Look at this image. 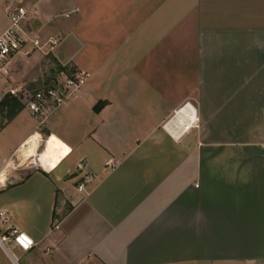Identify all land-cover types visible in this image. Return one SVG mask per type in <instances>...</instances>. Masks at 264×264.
Wrapping results in <instances>:
<instances>
[{
	"label": "crops",
	"instance_id": "obj_1",
	"mask_svg": "<svg viewBox=\"0 0 264 264\" xmlns=\"http://www.w3.org/2000/svg\"><path fill=\"white\" fill-rule=\"evenodd\" d=\"M24 4L28 28L60 42L49 56L18 55L0 78V212L10 218L0 236L17 229L36 244L17 256L0 246V264L264 260V0ZM43 63L54 80L60 70L88 76L40 127L8 92L39 85ZM53 137L69 156L49 172L28 167ZM80 164L95 177L87 196Z\"/></svg>",
	"mask_w": 264,
	"mask_h": 264
},
{
	"label": "built area",
	"instance_id": "obj_2",
	"mask_svg": "<svg viewBox=\"0 0 264 264\" xmlns=\"http://www.w3.org/2000/svg\"><path fill=\"white\" fill-rule=\"evenodd\" d=\"M5 10L8 15V28L0 35V78L6 79L10 76V66L12 60L20 54L40 53L49 56L54 53L60 39L58 37L42 38L36 35L27 23L31 19L32 12L24 4V0H7ZM69 17V15H66ZM59 79L51 83L44 84L37 89L14 88L8 92L9 95L17 99L23 107L30 113L40 127L55 114L62 106L74 99L78 92L84 87L87 81V74L82 70H71L68 75L63 71L58 72ZM62 75H64L62 77ZM182 110L176 113H180ZM188 127H193L187 126ZM190 128L187 130L189 131ZM120 163L115 158H109L104 169L107 172H114ZM78 175H82L81 182L77 187V192L83 196L88 195L87 186L94 182L95 177L88 171L83 164L77 168ZM0 222L3 226L10 223L8 213L0 212ZM55 230H59V225H54ZM9 236H0V246L9 253L7 244L13 246L23 253H28L36 247L34 240L26 233L17 229L11 230ZM23 241V243H21ZM27 245V246H25ZM10 254V253H9ZM14 264H19L17 260ZM264 264V260L258 262Z\"/></svg>",
	"mask_w": 264,
	"mask_h": 264
},
{
	"label": "bare ground",
	"instance_id": "obj_3",
	"mask_svg": "<svg viewBox=\"0 0 264 264\" xmlns=\"http://www.w3.org/2000/svg\"><path fill=\"white\" fill-rule=\"evenodd\" d=\"M187 109H183L173 120V123L176 121L183 122L184 116L186 115ZM176 125V124H175ZM188 129V128H187ZM36 137L32 138L26 145L23 147L20 156L23 157L28 154L33 146H36ZM71 150L70 148L64 144L61 140L56 137H53L48 142V147L43 155V163H42V155H40L39 162L41 169L49 172L53 170L56 166L60 165L63 160H65ZM20 157V158H21Z\"/></svg>",
	"mask_w": 264,
	"mask_h": 264
},
{
	"label": "rangeland",
	"instance_id": "obj_4",
	"mask_svg": "<svg viewBox=\"0 0 264 264\" xmlns=\"http://www.w3.org/2000/svg\"><path fill=\"white\" fill-rule=\"evenodd\" d=\"M56 68H55V66L54 65H50L49 63H47V64H45V63H43V64H41V71H40V73L39 74H41V77H40V79H39V82H38V84L39 85H37V86H33V90L34 89H37V88H39V87H41V86H43L44 84H47V81H49V83H51L52 82V80H54V77H56L55 76V74H56ZM46 81V83H44ZM44 140H46V138L44 139ZM48 141L49 140H47L46 141V143H45V146L47 145L48 146ZM45 146H42L41 147V149H40V154L41 153H43L44 154V148H45ZM43 154H42V157H43ZM72 160V159H71ZM70 163V161H68L67 163H66V165H68ZM39 161H38V157H34L33 159H32V162L30 163V164H28V167H34L35 169H38L39 167ZM76 175H77V173H75ZM56 224V223H55ZM7 247L9 248V250H10V252H11V254L12 255H14V256H17V248H12L11 246H10V244H7ZM0 257H1V255H0ZM20 264H23V262H21L20 261Z\"/></svg>",
	"mask_w": 264,
	"mask_h": 264
},
{
	"label": "trees",
	"instance_id": "obj_5",
	"mask_svg": "<svg viewBox=\"0 0 264 264\" xmlns=\"http://www.w3.org/2000/svg\"><path fill=\"white\" fill-rule=\"evenodd\" d=\"M60 71H62V70H60ZM101 107H102V105L99 103V104L94 108V111H96V112L100 111ZM49 140H50V139H49ZM46 147H47V145L45 146L44 151H45Z\"/></svg>",
	"mask_w": 264,
	"mask_h": 264
},
{
	"label": "snow or ice",
	"instance_id": "obj_6",
	"mask_svg": "<svg viewBox=\"0 0 264 264\" xmlns=\"http://www.w3.org/2000/svg\"><path fill=\"white\" fill-rule=\"evenodd\" d=\"M21 243H23V241H21ZM25 246H27V245H25Z\"/></svg>",
	"mask_w": 264,
	"mask_h": 264
}]
</instances>
